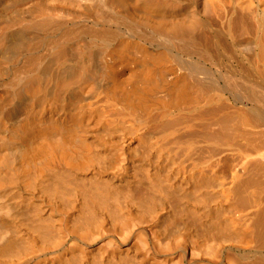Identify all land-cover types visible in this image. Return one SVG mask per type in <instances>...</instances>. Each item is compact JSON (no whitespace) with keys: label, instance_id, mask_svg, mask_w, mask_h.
Wrapping results in <instances>:
<instances>
[{"label":"bare ground","instance_id":"bare-ground-1","mask_svg":"<svg viewBox=\"0 0 264 264\" xmlns=\"http://www.w3.org/2000/svg\"><path fill=\"white\" fill-rule=\"evenodd\" d=\"M0 264H264V0H0Z\"/></svg>","mask_w":264,"mask_h":264}]
</instances>
